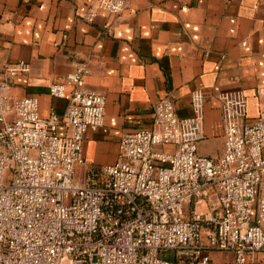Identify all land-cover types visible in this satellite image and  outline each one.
I'll use <instances>...</instances> for the list:
<instances>
[{"label":"built area","instance_id":"1","mask_svg":"<svg viewBox=\"0 0 264 264\" xmlns=\"http://www.w3.org/2000/svg\"><path fill=\"white\" fill-rule=\"evenodd\" d=\"M92 1L90 21L126 6ZM28 71L6 64L0 79V264H209L212 250L254 264L264 255V113L248 121L243 92L220 95L219 158L198 152L204 101L195 92L192 118L161 99L152 127L122 135L118 161L96 168L83 139L103 125L106 97L84 86L90 70L79 65L50 87L57 98L72 88L66 112L48 118L37 98L10 93Z\"/></svg>","mask_w":264,"mask_h":264},{"label":"crops","instance_id":"2","mask_svg":"<svg viewBox=\"0 0 264 264\" xmlns=\"http://www.w3.org/2000/svg\"><path fill=\"white\" fill-rule=\"evenodd\" d=\"M124 1L122 12L100 10L90 21L92 0H0V79L4 65L28 64L29 71L12 82L11 95L37 98L42 118L62 117L72 87L63 98L49 89L77 66L87 67L84 86L106 97L103 125L83 139L84 160L96 168L118 161L122 135L152 127L161 99L172 98L178 116L187 119L195 115L192 96L199 92L205 138L198 152L219 158L220 95L243 92L250 122L264 113V0ZM215 140L220 150L209 154ZM77 170L85 176L84 164ZM209 256V264H235L229 251ZM251 261L264 264V255Z\"/></svg>","mask_w":264,"mask_h":264},{"label":"rangeland","instance_id":"3","mask_svg":"<svg viewBox=\"0 0 264 264\" xmlns=\"http://www.w3.org/2000/svg\"><path fill=\"white\" fill-rule=\"evenodd\" d=\"M221 147V142L219 140H215V142H212L209 144L208 148V153L209 154H214L217 153L220 150Z\"/></svg>","mask_w":264,"mask_h":264}]
</instances>
